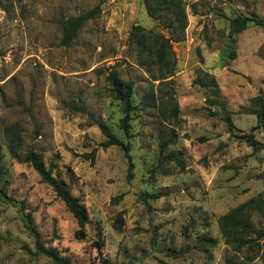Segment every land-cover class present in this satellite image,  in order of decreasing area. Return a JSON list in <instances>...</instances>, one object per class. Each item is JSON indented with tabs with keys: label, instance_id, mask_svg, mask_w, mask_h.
Instances as JSON below:
<instances>
[{
	"label": "rangeland",
	"instance_id": "rangeland-1",
	"mask_svg": "<svg viewBox=\"0 0 264 264\" xmlns=\"http://www.w3.org/2000/svg\"><path fill=\"white\" fill-rule=\"evenodd\" d=\"M179 4L188 16L183 33L172 28L169 12L150 16L144 0H0V191L23 203L39 240L72 264H264L258 248L234 252L219 224L231 209L264 199V129L254 130L249 112L255 97L264 99V26L248 22L230 37L237 17L264 22V0ZM97 6L101 14L70 47L61 46L62 21ZM137 25L171 40L173 78L153 81L138 65L129 42ZM200 70L216 78L219 97L194 84ZM111 71L134 83L129 136ZM175 103L177 121L168 118ZM98 121L130 145L132 177L123 149L101 146ZM15 126L22 143L11 154L5 129ZM252 134L257 152L241 138ZM31 149L87 209L84 239H76V219L25 161ZM160 192L166 196L148 198ZM204 238L216 246L204 250ZM0 264H53L37 254L18 207L1 196Z\"/></svg>",
	"mask_w": 264,
	"mask_h": 264
},
{
	"label": "trees",
	"instance_id": "trees-1",
	"mask_svg": "<svg viewBox=\"0 0 264 264\" xmlns=\"http://www.w3.org/2000/svg\"><path fill=\"white\" fill-rule=\"evenodd\" d=\"M179 2L180 0H144L146 10L150 16H154L156 13L169 12L174 19L172 28L183 33L188 24V16L184 8L180 7ZM172 4H177L178 7L174 8L171 6ZM100 14L101 7L97 6L77 17H71L63 20L61 23V46L66 48L70 47L78 37L82 28L89 21L97 18ZM248 22H255L260 26H264V22L262 20L255 19L253 17L247 19L237 17L231 23L232 27L230 37L235 36L241 30H245ZM129 42L130 45L138 51V65L148 73L151 80L163 82L164 80L174 77L175 54L173 53L170 39L166 38L163 34L157 33L153 30H147L144 27L137 25L131 30ZM234 57L235 54H232L231 59H235ZM154 67H158L163 70L160 76L154 72ZM109 81L111 83V91L115 100L122 102L124 105V116L121 119V127L125 135L129 136L132 128L131 113L136 109L132 100L134 96V83L132 81L122 80L119 73L116 71H111ZM194 84L211 91V93L213 92V98L219 97L221 93V89L219 88L216 78L207 71L200 70L199 76L195 79ZM210 103L217 105V102H215L214 99H212ZM252 105L253 107L249 109V112L250 114L256 116L257 119V126L254 130L264 129V99L261 96H257L253 99ZM79 111L86 113L85 109L82 107ZM179 114V105L175 103L172 106V114L168 115V118L170 120L177 121ZM96 124L106 138V141L101 145L103 148L107 149L109 147L117 146L123 149L125 158L129 164V174L132 177L135 165L130 154V145L128 143H124L121 138L114 134L111 128L104 122L98 121ZM232 129L233 128L229 130L230 133L232 132ZM5 136L10 141V153L14 154V149L20 148L22 143V138L17 126L6 128ZM241 138L247 141L254 152L261 149L260 143L255 140L253 134L250 136H243ZM173 142V138L162 142V151L168 145L173 144ZM94 156L95 152L93 153V157ZM25 161L30 164V166L38 174L41 182L52 188L57 198H59L67 206L69 212L76 219L79 227V230L75 234L76 239H84V230L89 224V214L85 206L81 204L80 199L72 195L68 185L53 174L52 169L46 166L42 157L35 150L31 149L25 154ZM0 196L3 201L14 204L18 207L25 227L35 238L36 252L38 255L50 258L53 264H72L69 258L61 257L55 250L46 248L43 242L39 240L38 234L32 226L30 215L23 214L24 205L22 202L17 203L8 199L2 194V191H0ZM163 196H166V193L160 192L148 195V198L159 199ZM256 215L264 218V199L262 198H252L249 201L231 209L219 219L220 231L226 238L227 245L234 252L242 253L245 250L254 251L258 248V252L264 253V223L260 221L255 223L253 217ZM199 244L200 247L206 250L205 248L208 246H216V240L212 238H204L199 242ZM249 260L252 261L253 257L249 258ZM227 263L231 264L230 261ZM159 264L169 263L159 260Z\"/></svg>",
	"mask_w": 264,
	"mask_h": 264
}]
</instances>
